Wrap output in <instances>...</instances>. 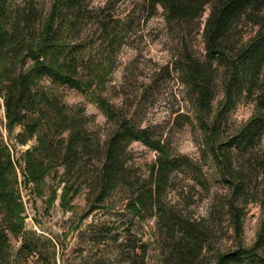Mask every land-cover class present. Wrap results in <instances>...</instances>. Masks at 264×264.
I'll use <instances>...</instances> for the list:
<instances>
[{"label": "trees", "instance_id": "trees-1", "mask_svg": "<svg viewBox=\"0 0 264 264\" xmlns=\"http://www.w3.org/2000/svg\"><path fill=\"white\" fill-rule=\"evenodd\" d=\"M160 10L178 51L155 75L165 72L183 85L174 126L192 129L199 157L105 94L121 49ZM61 87L94 93L107 129L86 107L67 103ZM0 90L9 133L20 126L18 142L36 139L21 167L37 195L63 167L60 184L50 185L52 203L61 189L69 209L86 191L90 215L121 195L126 213L154 221L163 264H264V0H0ZM245 103L253 114L236 123L233 112ZM134 142L156 152L146 171L133 160ZM17 165L0 143V264H23L37 251L21 236ZM201 204L204 213L197 212ZM252 204L261 221L248 244ZM11 236L23 239L15 257ZM138 247L132 264H147L146 246Z\"/></svg>", "mask_w": 264, "mask_h": 264}, {"label": "rangeland", "instance_id": "rangeland-1", "mask_svg": "<svg viewBox=\"0 0 264 264\" xmlns=\"http://www.w3.org/2000/svg\"><path fill=\"white\" fill-rule=\"evenodd\" d=\"M50 2L51 0H45ZM106 0H93L96 6ZM128 1L122 2L126 8ZM131 45H125L119 55L117 67L108 84L105 94L112 101L125 106L142 125H155L166 132L173 145L179 151L200 156V148L194 132L188 126H174L175 111L183 103V85L170 78L165 72L155 75L161 67L168 64L178 51V36L166 27L162 10L148 23L142 25L132 34ZM198 42V41H197ZM155 78L158 82L146 91L145 86ZM63 99L71 105H82L87 112L94 115L97 124L107 129V117L97 106L94 93L81 92L76 89L61 87ZM254 106L250 103L240 105L233 112L236 123L248 120L253 114ZM6 114L3 93L0 90V143L8 144L18 166L21 184V196L25 207V237L37 251L23 264H132L136 253L142 254L146 246L147 264H163L160 249L155 238L154 221L140 222L123 209L121 195H113L105 207L87 215V192L82 191L71 200V207L61 204V189L51 202L50 185L60 184L63 167L46 177L43 196L34 192L33 182L26 183L22 175V153L36 144V139L22 144L16 137L21 132L18 126L12 133L6 128ZM134 162L146 171L147 165L156 158V152L140 142L130 146ZM197 212L204 213L205 205L197 207ZM261 209L258 204L250 206L245 222V240L254 242L260 227ZM22 237L11 236L14 257L23 244ZM13 257V258H14ZM141 260L142 258H137ZM140 264H143L142 261Z\"/></svg>", "mask_w": 264, "mask_h": 264}]
</instances>
